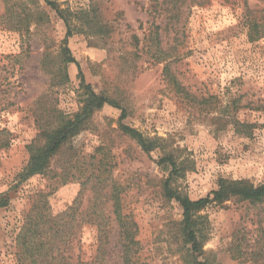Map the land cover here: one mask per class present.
Instances as JSON below:
<instances>
[{
  "label": "rangeland",
  "instance_id": "374dc122",
  "mask_svg": "<svg viewBox=\"0 0 264 264\" xmlns=\"http://www.w3.org/2000/svg\"><path fill=\"white\" fill-rule=\"evenodd\" d=\"M49 2L59 11L45 0H0V133L11 140L0 150V264H124L115 196L136 226L133 264H264V203H209L197 257L165 189L169 181L198 201L213 200L223 181L264 185V36L246 25L249 12L263 16L264 0ZM92 92L111 104L46 174L21 182L28 147L43 145L44 131L73 118ZM122 127L154 140L152 152ZM75 204L82 220L107 222L106 238L78 220L68 245L57 250L44 235L42 255L33 248L30 257L18 236L32 208L46 228Z\"/></svg>",
  "mask_w": 264,
  "mask_h": 264
},
{
  "label": "trees",
  "instance_id": "16d2710c",
  "mask_svg": "<svg viewBox=\"0 0 264 264\" xmlns=\"http://www.w3.org/2000/svg\"><path fill=\"white\" fill-rule=\"evenodd\" d=\"M45 1L49 6L57 9L55 4L49 2V0ZM57 11L59 10L57 9ZM261 13H264V10ZM255 14H258V12L248 13L249 17L247 19L246 25L250 31V35L254 38V34L258 38L264 36V14L260 19H257L256 17L252 18L251 15ZM67 27L68 33L66 38L68 39L72 32L69 24H67ZM70 61L76 63L73 58H71ZM105 104L111 103H109L107 98L104 96H98L92 92L85 106L73 118L61 116V122L58 128L50 132L44 131L43 136L46 137L45 143L43 145H37V142H34L28 147L30 152V160L28 165L23 169V172L20 176L21 182H26L37 175L46 174L49 170L51 160L55 158L57 154L62 149H64V147L69 144V142H71L74 137H76L82 132V130L85 129V124L89 118H91V116L97 110L103 108ZM125 117L126 115L124 113L123 118ZM122 131H124V133H126L131 138L135 139L144 152H152L153 146L155 145L154 140L146 139L137 131L128 127H122ZM10 144L11 140H8L4 134L0 133V150L10 146ZM168 182L169 181L166 182L165 189L170 193L169 197L172 199L175 198L183 210V220L180 225L184 242L189 246L188 251L197 257L204 255L203 246L208 235V217L201 214V212L205 210L209 203L218 202L221 204L232 198L240 202H249L251 204L264 203V185L255 187L243 181L229 183L223 181L220 184V189L213 193V200L208 197L206 199L193 201L187 197L178 196L177 194L171 192ZM114 200V215L120 230L124 264H133V258H131L130 255L133 252V247L136 245V226L132 220H129V217L123 215L120 198L115 196ZM35 209H37V207L32 208V210L25 217L20 234L18 236L19 245L26 248L30 257L34 252V249L39 250L38 256L42 255L43 251L41 249L43 244L41 239L44 237V235H50L51 240L54 243H57L59 246L57 250H59L60 247L64 248L66 245H68V239L73 237L74 231L79 227L78 220L83 223H89L92 221L91 223L98 224L99 233L102 234V240L107 236H104L107 229V222L100 220L101 217H98L99 214L96 211H93L94 214H98L95 215L97 216L95 220L93 219L94 216L91 218H89L90 216H86L88 220H82V217L79 213L78 204H75L68 211L63 212L60 216L55 217V219L51 220L53 224L46 228L45 225H47V223L42 224L39 222V220H37L38 217H35V219L33 218L32 213ZM98 212H100L99 209ZM61 217L68 218V221L64 220L62 223L58 224L57 222ZM240 247V244H236V252H240ZM102 249L104 253L106 251L105 244L102 245V248H99V251ZM203 259V261L197 259L195 264H210L206 258Z\"/></svg>",
  "mask_w": 264,
  "mask_h": 264
}]
</instances>
